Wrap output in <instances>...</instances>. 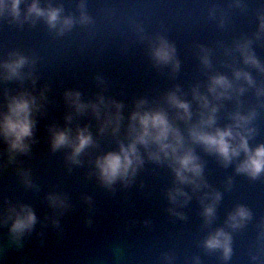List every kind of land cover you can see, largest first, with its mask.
Returning a JSON list of instances; mask_svg holds the SVG:
<instances>
[{"label":"clouds","instance_id":"clouds-1","mask_svg":"<svg viewBox=\"0 0 264 264\" xmlns=\"http://www.w3.org/2000/svg\"><path fill=\"white\" fill-rule=\"evenodd\" d=\"M22 4H26L23 13ZM79 7L81 14L77 20L71 15L64 16L62 5L53 6L48 3L47 6H42L41 0H31L30 3L28 0H0V18L10 17V22L16 23L43 20L50 30L62 36L77 23L91 22V18L83 10L84 0H81ZM259 21L257 39L264 33V16L259 17ZM251 45V40L238 42L236 51L244 65L264 73V64H261ZM149 56L158 68L170 66L176 72L180 67L175 46L163 36L152 39ZM200 59L205 68H210L211 62L206 52ZM29 64L27 56L17 52L10 53L7 60L0 61V80L23 82L26 78L24 69ZM27 75L31 76V73ZM234 81L243 83L236 85ZM32 83L35 85V80ZM255 85L250 72L238 69L233 73V79L219 73L210 75L205 92H201L199 86L193 88L192 101L186 100L179 88L166 93L162 101L164 106L151 105L146 99L136 101L134 109L127 117L125 138L117 140L116 150L104 152L92 162L98 180L109 189L117 182L127 185L143 167L146 156L147 160L157 165H167L171 170L174 180L173 186L167 191V199L172 204L183 207L191 199L184 190L185 187H190L192 193L209 187L204 179V163L196 154L194 145L215 156L224 167L235 162L237 174L246 175L251 180L264 176V143L250 145L257 131L254 126L256 110L242 112L237 109L228 117L231 123L223 127L217 125V113L222 107V101L235 98L239 104V97ZM256 95L264 96V88H257ZM45 100L43 90L38 95L28 90L15 94H9L5 90L4 103L0 105V143L6 145L9 164L14 163L17 156L30 153L35 143L36 115L43 112ZM64 100L70 109L65 116L66 126L49 127V145L53 153L69 150L66 162L71 168L81 164L82 155L86 150L95 148L97 141L88 126H76L73 129L67 125L72 124L74 117L91 114L97 122V135H110L115 138L121 132L125 106L115 100L106 99L103 94H98L93 100L84 101L81 93L75 90L65 91ZM193 101L198 105L195 113ZM170 111H174V116H170ZM194 115L197 117L195 121ZM177 121L183 122L186 128L182 130ZM20 176L26 187H35L30 172L21 170ZM221 199L222 194L218 191L204 193L201 199V215L206 226L215 221L217 205ZM46 200L54 210L62 211L68 207L66 198L58 192H50ZM251 218L252 213L247 207L237 206L228 214L226 227L209 232L202 241V247L209 252L220 251L223 260L228 261L233 253L232 232L242 229ZM8 219L11 220L9 233L16 243L37 224V215L28 204L11 207ZM4 222L7 223V220ZM252 259L255 260L256 257Z\"/></svg>","mask_w":264,"mask_h":264},{"label":"bare ground","instance_id":"bare-ground-1","mask_svg":"<svg viewBox=\"0 0 264 264\" xmlns=\"http://www.w3.org/2000/svg\"><path fill=\"white\" fill-rule=\"evenodd\" d=\"M89 4H92L95 0H88ZM165 0H159L158 4H159V8L160 9H165V10H170V11H178L179 9H182L183 7L181 5L175 4L172 8H169L166 6ZM48 3H52L53 6H55V4L52 2V0H41V5L42 6H47ZM78 0L74 1V4H69V5H63V7H71L72 9H75V14L73 15L74 18H76L77 20H79L80 14L81 12H78ZM60 6V5H58ZM21 9H26V6L21 5ZM90 18H91V22L88 24H80L77 23L74 25V27L71 29V31H68V33L74 38V41L71 44L68 45H62L61 48L57 49L56 51H53V55H51L50 51L53 50V48L51 47L50 43H49V39H46V41H41L38 40L37 38H40V34H41V30L38 29L37 32L39 33V35L35 36V33L31 32V36L30 39L31 41H36L34 44L36 45L34 48L31 47V53H29V58L33 59V50L35 49H39V51H37L36 56L37 58H41L39 59L41 61V63L43 62V65L45 66V76L44 77H48V79L52 80L55 77V72L54 70H56V66H57V59L60 61H65L71 68H75L76 66H78L79 68L81 67V63H82V58L79 56V52L82 50V48L80 47V42L82 44H85L88 46V44L93 40L91 36L86 35V32H88L89 34H98L100 31H102L103 33H107V32H114L115 35L117 36V38L121 37V34L114 28L115 23L114 21H105V20H101L99 18H96L95 16L86 13ZM115 14V12L113 11V15ZM63 15L64 16H68L71 15L72 13H68L67 10L64 9L63 11ZM39 23L41 24V26L46 29L48 26L47 24L43 21V20H38ZM27 23V22H26ZM98 24L101 25V29L98 27ZM34 28V26H33ZM96 28V33L93 31V29ZM75 30V31H73ZM81 30V31H80ZM28 30L26 29H22L21 32L26 33ZM54 35V33L52 34ZM103 40H105V37L102 38ZM80 41V42H79ZM111 61L114 62L115 65H118V61L115 60V56H117L118 51L121 49L120 46L114 45L111 48ZM93 51V50H92ZM97 51L99 52L101 58L100 61L102 62L101 66L106 65L108 63V60H106L105 56L102 55L103 49L101 46L97 45ZM57 58V59H56ZM95 61V66L98 67L100 65L97 64L98 60H94ZM40 63V64H41ZM39 64V63H37ZM39 64V65H40ZM29 86H33V83H29ZM77 86H80V83H77ZM185 91V89H183L181 92ZM46 100L44 103V107L48 110L47 114H43L40 113L41 116H45L48 120H52L53 124H56V118L59 114V111L57 110V105H58V101H54L53 96H45ZM51 116L53 118H51ZM91 118L92 116L90 115H86L85 116V120L88 121V124L91 123ZM36 120H38L36 118ZM231 123V122H230ZM194 147V146H193ZM196 154L200 157L201 161L203 160V156H201L199 154V151L197 148H195ZM145 166H146V170L149 172H153L155 174L154 179L156 180V183L158 185V187L162 188V187H167L168 190L173 186V174L171 172V170L168 168V170H166V166L165 165H157L149 160H147V157L145 156ZM83 168L88 169L87 172V176L88 178H90V183L91 185H93L95 182H97L98 178L96 176V174L93 172L92 167L93 166H87L86 164L82 165ZM236 168V163L234 162L233 164L230 165V169L232 171V173L236 172L235 171ZM205 171H208V169H204ZM99 181V180H98ZM100 182V181H99ZM73 185L74 186H79L81 187V185L79 184V180H73ZM84 189V186H82ZM88 191V190H86ZM222 194V197H225L226 194L223 192H220ZM203 198V196H195L194 197V210L193 213L197 214L198 210L200 207H202L201 204V199ZM221 204H220V210L221 212L224 213H230V209H229V204L226 200H224L223 198L220 200ZM207 201H205L206 203ZM168 212L170 214V216L172 218H177V219H181V216L184 217V215H177L176 213H179V207L170 203L168 205ZM223 216V215H222ZM224 217V216H223ZM210 225V227L214 226ZM98 234V231H97ZM139 236L141 238H143V247H138L136 249H134V247L129 246V245H121L119 246L116 250H112L111 251V255H110V259H112L114 262H111V260H108V262L106 264H126L128 259H131L132 262L135 263H140L144 260L146 254L148 252H152V256L150 259V261H154L156 260L157 257H169V253L168 252H162L163 251V245L160 241H157L154 243V246H149L148 244V237L147 235H144L143 233H139ZM154 249V250H153ZM153 250V251H152ZM154 252H157V256H154ZM214 257L216 258V260L218 261L219 264H224L226 263V261L223 260L222 258V253L220 251H217L216 253H214ZM240 256L236 253H232L231 258L229 259L230 262H234V261H238L240 260Z\"/></svg>","mask_w":264,"mask_h":264}]
</instances>
